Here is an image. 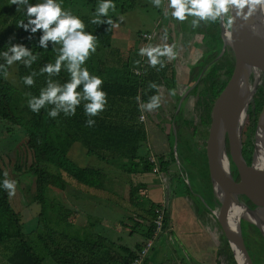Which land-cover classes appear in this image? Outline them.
<instances>
[{"label": "trees", "instance_id": "obj_1", "mask_svg": "<svg viewBox=\"0 0 264 264\" xmlns=\"http://www.w3.org/2000/svg\"><path fill=\"white\" fill-rule=\"evenodd\" d=\"M57 1H61L63 9L64 7L70 8L69 6L76 1L77 3L84 1V5L88 7L86 11L81 15L71 13L84 22V32L91 33L96 37L93 42L96 50L92 52L89 49L91 55L84 62H78L76 69H71L70 64L72 62L65 59L61 62L59 73L42 72L41 69L47 64H55L56 59L61 55L59 50L62 47L58 48L56 42L49 40L47 48H42L39 41L44 30L39 29L35 33H31L30 29L34 25H29L27 30L21 26L22 23L26 24L29 19L26 13V5L4 19V28L0 34V123L3 122V126L7 128L8 137H12L14 133V130L9 129V127H16L23 131L27 137L25 146L32 156L28 173L35 177L37 190L35 202H41L43 210L38 216V231L24 232L22 214L14 208L11 196L4 188V180L8 179V176L4 175L6 170L0 154V247L5 252L8 264H45L48 256L55 259L58 264H130L142 247L143 242L153 234L155 229L153 220L161 209L164 211V230L167 228L169 216L161 204L151 203L150 208L146 211L147 214L145 213L147 216L144 218L147 222L149 221V225L145 240L142 243H137L133 249L119 247L118 256H112L109 252L95 256L98 251L106 250L109 245H116L117 243L108 242L105 238L98 241L94 238L90 241H84L81 238L70 237L69 234L64 233L63 225L58 227L57 223L73 224L72 221L78 217L77 211L74 217H68L72 213L68 214L67 211H64V206L61 205L62 208L55 215L47 216L46 203L57 199L58 191L63 192L69 184L78 187L84 186L89 190L101 191L104 188L105 175L102 173V169L80 166L72 158L71 152L76 144L86 149L88 156H94L128 174H157L154 172L155 164L149 159L151 151L147 145L148 134L145 125L140 122L141 103L156 97L159 85L170 81V78L164 77V75L171 65L161 61L162 57H157L158 63L151 65L149 60H145L137 54L138 51L136 53L131 52L133 55L128 54L129 57L127 58L118 56L115 61L116 64L110 63L107 59L108 55L101 57L98 55L102 49H107L110 53L112 51L111 40L116 17L109 9L107 15L100 14L99 16L97 13V9L105 1ZM44 2L46 1H28L29 4ZM119 2L116 4L119 5ZM96 15L102 21L110 19L113 23L94 24L92 21ZM209 19L211 26L205 27L208 31L203 35L205 38L211 37L215 44L212 50L200 60L198 68L193 67L191 69L194 74L193 79L198 77L207 63L217 57L222 44L218 21L214 22L211 17ZM54 26V24L50 25V28ZM214 29L217 31L214 32ZM78 31L80 30L78 29ZM17 45H22L30 50V55H25L20 60L14 61L19 81L22 84L21 88L16 86L7 76L10 67L8 57L14 55L11 49ZM5 52L8 53V57L4 55ZM96 54L100 59L91 58ZM26 61H30V64L26 65ZM85 69L89 72V79L96 76L103 81L98 90L106 93V104L104 110L97 115L86 113V106L91 103V100L86 97L84 91L88 79H84L81 73ZM233 70V60L228 56L222 57L209 67L205 76L206 79L214 82L212 100L225 89ZM136 71L140 73H136ZM73 72L81 80L76 88V92L79 94L77 96L79 103L75 105L74 115H66L67 105L58 107V101L45 102L40 107L39 112L31 110L28 104L30 100L34 97L39 98L42 91L48 90L49 85L60 87L63 90L66 84L72 81ZM221 74L224 75V78H221ZM26 76L32 77V85L24 83ZM166 80L168 81L166 82ZM189 86L190 84L184 86L183 92ZM60 94L61 92H57V96ZM253 105L254 107L250 109L246 122L251 133V141L248 142V149H246L249 162L252 160L254 151L255 128L264 106V83L257 91ZM53 109L57 110L55 117L48 114ZM67 111L71 113L72 109L68 108ZM172 157L174 158L173 152ZM156 158L160 171L167 173L170 169V160H166L164 154L158 155ZM20 166L22 165H18V170ZM146 194L147 186L131 184L132 204L136 205L135 201L138 197ZM52 205L56 207L54 204ZM42 225L44 228L40 231L39 226L42 227ZM32 234H36L38 242H35L36 240L31 237ZM246 234V246L254 264L256 261H261L264 264V255L261 253L264 250V237L260 230L254 226L252 230L246 231ZM251 243L257 250L258 245L261 244V252L259 250L253 251ZM231 261L232 264H236L232 253Z\"/></svg>", "mask_w": 264, "mask_h": 264}, {"label": "crops", "instance_id": "obj_2", "mask_svg": "<svg viewBox=\"0 0 264 264\" xmlns=\"http://www.w3.org/2000/svg\"><path fill=\"white\" fill-rule=\"evenodd\" d=\"M113 4L115 5V8L119 7V5L121 6L120 2L119 5H117L116 3ZM111 10H113V8L109 7V11ZM124 10L125 8L123 7L122 11ZM158 24L159 21L155 25V29L153 31L145 32H155L160 28V25L158 26ZM119 33H121V31L117 32L116 27L114 26L113 36L111 40V46L113 47V50L111 51V53L109 52L110 55H108L107 57L108 61L113 64H116L115 61L117 60L118 56L121 58H126L129 57V55H133L131 54V52L126 53V46H123L124 43L128 44V42H130V35L128 33ZM174 45L177 48H181V45L177 42H175ZM119 46L121 47L119 48ZM137 51V54L141 55V57L143 58L140 50L138 49ZM201 57L195 56V60ZM168 71L172 72V74L174 73L173 64L170 69H168ZM188 72H191V67H189L188 70L185 71V73L188 74L186 75V78H183L184 74L182 75V81L178 83V85H176L178 88L180 86L182 89H184V86L191 84L187 77L189 76ZM168 78L173 79L172 75L168 76ZM168 85L169 84L166 83V88L163 86H159L157 96L152 97L148 102H144L145 104L143 106L141 104L142 112H146L153 123L163 122L160 125L158 124L156 126H159L156 131L157 133L154 131L155 125H153L152 122L148 123V126L146 123H143L148 134V148L150 149L151 154H154L155 152L153 151H155L156 149V153L158 155L164 154L167 157H169L171 146L173 145L172 141L170 140L173 135L172 133H168L169 131L167 132L168 125L173 123V121L169 119L171 110L173 108L172 103L175 100L174 95H177L178 99H180L181 96V93H179L180 91L178 92V89L177 94L176 91L175 94L173 93L174 88H176L175 85ZM169 88L171 90H169ZM168 90L170 91V94H172V96L167 94ZM163 97L167 98L164 100V102H162V104L159 101H161ZM153 102L155 104L154 108H147L148 104ZM164 110L166 111L167 116L169 115V118L159 120L160 116L163 115ZM158 111L160 112V116L152 115V112ZM151 138H153V141H151ZM186 147H188V144L184 145V148ZM71 153V156L73 155V153L74 156H77L76 158L79 159L77 163L80 166L102 169V173L106 177V180L104 181V188L101 189V191L89 190L84 186L78 187L76 185L74 186L72 184H69L66 190L63 191V197L60 196L61 198H63V201L61 200V203L64 206V211H67L68 214L72 213L68 217H74L75 212L77 211L78 217L75 221L72 222L73 224L76 221L79 222L78 234L76 232L75 235L71 236L72 238L82 237L86 239V236H89L97 241L105 238L108 240V242L117 243L116 245H109L107 247L109 248V251L106 248V250L104 249L95 253V256L103 254V252H109L110 255L112 254V256H118L117 252L120 250L119 247L123 246L133 249L136 247L137 243H142L143 240H145V234L149 225V221L147 222V220L144 218L145 216H147L146 211L150 208L151 203H158L165 207L164 209L169 216L168 226L164 230V232L161 233V235L157 238L155 246L149 252L143 264L232 263L230 247L220 224L217 223L211 216V214H209L206 209L200 204H198L199 211L197 213L193 214V212L188 213L187 211L182 213L181 217L182 221L184 222L183 224H186L187 226L185 228H181L179 231L175 229L176 220L174 218L173 212L175 211L176 207H178L177 199L179 197H171L172 192L170 193L168 189V185L170 186V180L167 177H163V175L166 173L160 172L157 174H128L119 169H115V167L112 165L106 164L105 162L103 163V161H100L97 158L88 156L86 153V149L81 148L78 144L73 147ZM82 157L83 159H81ZM91 158L99 161L100 165L91 166V160H89ZM181 163L183 162L181 161ZM179 172L180 174H183H181L183 178H189L186 175L187 173L185 174V172H182L180 168ZM173 175H176L175 172H173ZM151 176L154 177V184L156 186H150L152 184L150 180ZM131 184H144L145 186H147V194L144 196L146 199L140 200L138 202L135 201L136 205L132 204L131 200ZM175 185H177V183L172 185V189L176 187ZM189 193L190 195L193 194L191 193V191H189ZM147 195H149V198L147 197ZM109 196H111L112 199H110ZM87 205L89 206L87 207ZM140 205H142L143 207H138ZM96 208L100 210L104 208L109 209L112 213L115 214V216L113 218H110L107 215L104 216L100 214L95 216V214L92 217V213H87L88 210L94 212V209ZM90 217H92L93 219H90ZM211 219H213L215 223L212 222ZM90 220L94 222H90ZM205 224L208 225V227ZM97 225L99 226L98 230L96 228ZM89 227L90 235L86 234ZM179 227L182 226L180 225ZM201 227H203L204 230ZM110 229H112L113 232L110 233ZM124 231H126V233ZM175 231L177 232L175 233ZM123 235L127 239H125Z\"/></svg>", "mask_w": 264, "mask_h": 264}, {"label": "rangeland", "instance_id": "obj_3", "mask_svg": "<svg viewBox=\"0 0 264 264\" xmlns=\"http://www.w3.org/2000/svg\"><path fill=\"white\" fill-rule=\"evenodd\" d=\"M29 2L31 1H35V0H28ZM41 1H46V0H41ZM105 1V0H104ZM119 1L121 2V6L114 8L113 10H111L110 12L114 14V16L116 17L114 20V26L116 27L117 32H120L119 34H129L130 35V42H128V44L124 43L123 46H126V50L125 52H132L135 53L137 52V50L141 49V48H148V47H160L161 50H163V48L165 46H169L172 48V53H164L163 55H158L157 57H162L163 59L161 61H163L165 64L167 65H172L174 64L176 66V71H180L185 69L188 70V68L190 67V65L192 64V62H195V56H203L204 54H206L215 44V42L212 41L211 37H204L203 33H206V26H211L209 24L210 21V17L207 20H201L199 17H195L192 15H188L187 19L183 22H180L176 19H174L171 16V12L174 11V9L169 8V0H160V3L157 4L156 0H112V3H117ZM57 3H61V1H57ZM5 5L11 4L12 6H17V7H21V5H17V4H12L11 0H6ZM61 5L63 6V4L61 3ZM188 7H190V5H187ZM70 8L64 7L65 10H69L72 13H75L77 15H81L84 11L87 10V6L84 5V1L83 2H79L77 3L74 2L73 5L69 6ZM125 8L124 11H122V8ZM111 13H109L111 15ZM100 16V14H99ZM97 18V15L95 16ZM99 18V17H98ZM163 20V21H162ZM198 21V26H196L195 28L192 26L193 25V21ZM158 26L160 27L159 29L156 30L155 34H154V38L150 41L144 40L142 38V34L145 31H153L155 28V25L158 23ZM213 29V28H212ZM215 32V29L213 30ZM143 40V42H142ZM214 40V39H213ZM177 42L181 45V48H177L174 43ZM58 45V48L63 47V43L62 42H56ZM133 44V46H132ZM194 47H193V46ZM121 46H119L120 48ZM131 47V48H130ZM222 47V44H221ZM111 50H113V47L111 48ZM100 57L102 55H110L109 50L107 49H102L99 51L98 54ZM96 55H93L91 58L92 59H100V57ZM155 55V53H154ZM104 56V57H105ZM143 58H145V60H149L147 54H143L142 55ZM103 57V58H104ZM127 58V57H126ZM171 72L166 71L164 77H168L171 76ZM8 78L19 88L22 87V84L19 81L18 75H17V68L15 65V62L13 61L12 64H10V67L8 69V73H7ZM168 80H166L167 82ZM163 87L166 88V85H164ZM191 88V87H190ZM189 88V89H190ZM169 91V90H168ZM167 94H170V91ZM196 92V89L193 91L192 95H194ZM191 97V96H190ZM167 97H163V99L159 102H164V100ZM157 102V103H159ZM142 106L145 103H141ZM160 111V110H159ZM152 112L153 116H160V112ZM146 114V119L144 121V123L147 124L152 122L150 117L147 115L146 112H144ZM163 119L162 116H160L159 120ZM194 120L189 122L188 125L191 128L194 124H193ZM163 122L160 123H153L154 126V131L156 132L158 127H156L158 124L160 125ZM4 123L1 122L0 123V154L2 156V161H3V166L7 172V176H8V180L10 181H15V194L13 196H11V202L14 206V208L17 211H20L22 214V221L24 222V232L28 233L31 232L32 230H36L38 231V216L39 213L43 210V205L41 202H35V196L37 194V190H36V183H35V177L33 174H29L28 173V168L31 164V160H32V156L29 152V150L26 148L25 146V142L27 140V137L25 136L24 132L17 129L16 127H9V129L14 130L13 136H7L8 134V130L5 126H3ZM193 129V128H192ZM192 129L190 130V132H187L189 134V136H192ZM167 130L170 132V128L169 125L167 127ZM157 133V132H156ZM186 133V132H185ZM186 133V134H187ZM6 134V135H5ZM250 131L248 127L244 126L243 129V140L244 142L250 141ZM172 136V135H171ZM5 137L6 140H3ZM154 138V137H153ZM153 138H151V141H153ZM170 140L173 143V137L170 138ZM188 140V138L186 139ZM151 144V143H150ZM189 147L191 148V144L190 142L188 143ZM175 145V141L173 143V147ZM6 150V151H5ZM189 150V149H188ZM171 151V150H170ZM190 151V150H189ZM8 152L9 154L7 155L6 153ZM154 153V156L157 157V153H156V149ZM187 152V151H185ZM181 155H180V159H183L181 164L184 165V168L188 171V177H189V183H187V186H191L192 184L195 185L196 184V177L197 175L195 174V167L194 164L196 166V169L198 171H202L203 172V177L208 178V174H207V168L206 171H204V169H202V163L200 158H194L193 160L192 157L194 156L193 152H190L189 155L186 154L183 155L182 152L180 151ZM77 156H74V153L72 155V158L78 162L79 159L76 158ZM94 157V156H91ZM96 158V157H94ZM169 158H170V168L169 172H167L166 174L163 175V177H167L168 178V174L171 172V175L173 174V172H176L179 174L178 177L179 178L176 179V183L177 184H181L183 189H179V191L176 190V196L179 197L177 199V206L175 211L173 212L174 214V218L176 220V224H175V229L176 230H180L181 228H185L187 225L183 224L184 222L182 221V213L184 212H188V213H197L199 211L198 208V202H196V200L194 199V196H192V198L188 195H190L189 190L184 187L183 185V181L181 178V174L179 172V166L177 165V162L175 160V156L174 158L172 157V152H170L169 154ZM83 159V157L81 158ZM90 161V165L91 166H99V161H97L96 159H89ZM104 163V162H103ZM194 163V164H193ZM22 165L20 166V169L18 170L17 167L18 165ZM173 171V172H172ZM197 171V172H198ZM205 172V173H204ZM164 173V172H163ZM176 176V175H175ZM154 177H150V180L152 182V184L150 185L152 186H156L154 184ZM205 179V178H204ZM106 180V177H104V181ZM184 180V179H183ZM208 182V180H206ZM135 185V184H134ZM196 187V185H195ZM172 189V186L168 185V189ZM172 192V191H171ZM53 193V192H52ZM128 193V192H127ZM55 195H56V191H55ZM57 199L53 200V201H48L46 203V211H47V216H53L55 215L60 208H62V204L60 203L61 200L63 201V198H61L60 196L63 197L64 193L63 192H59L57 194ZM149 195H147L148 197ZM110 199L111 196H109ZM149 198V197H148ZM146 199L143 195L138 197V200H144ZM60 200V201H59ZM54 204L56 207H53ZM89 205H87L88 207ZM138 207H143L142 205L138 206ZM87 209V208H86ZM56 211V212H55ZM87 213L91 214L92 213V217L95 215H107L110 218H113L115 216L114 213H112L109 209H94L93 211H87ZM89 216V215H88ZM92 217H90V219H93ZM51 220V219H49ZM112 221V220H111ZM126 221V220H125ZM212 222L215 223V221L213 219H211ZM77 222V221H76ZM72 224H68L64 223V224H59L57 223L58 227H62L64 233L69 234L70 237L72 235H75V233L77 232L78 234V228H79V222ZM90 222H94L92 220H90ZM210 222V220H209ZM126 225V224H123ZM182 227H179V226ZM206 225V224H205ZM90 226V225H89ZM208 227V225H206ZM98 225L96 226L97 230H98ZM189 227V225H188ZM44 228V225H42V227L39 226V230L42 231V229ZM203 230L204 228L201 227ZM90 227L89 229H87L86 234L90 235L89 233ZM109 232H113L112 229L109 230ZM126 233V231H124ZM177 231H175L176 233ZM109 233V234H110ZM81 234V232H80ZM124 236V235H123ZM34 240L37 241V237L36 234H32L31 236ZM87 238L84 239L81 237L82 240L84 241H90L93 240V238L86 236ZM125 239H127L124 236ZM124 239V240H125ZM251 248L253 251L257 250L256 247L253 246V244L251 243ZM258 250L261 252L262 250V245L259 244L258 245ZM257 250V251H258ZM252 251V252H253ZM264 255V250L263 252ZM0 264H8L7 260H6V256H5V252L3 250L2 247H0ZM45 264H58L55 259H53L52 257L48 256L45 260ZM232 264V263H231ZM255 264H263L261 263V261H256Z\"/></svg>", "mask_w": 264, "mask_h": 264}, {"label": "water", "instance_id": "obj_4", "mask_svg": "<svg viewBox=\"0 0 264 264\" xmlns=\"http://www.w3.org/2000/svg\"><path fill=\"white\" fill-rule=\"evenodd\" d=\"M219 27L222 42L219 57L225 52L228 53L233 60L234 70L225 89L214 103L213 121L207 144L215 201L212 213L225 233L236 264H254L243 236L242 220L257 227L264 237V216L261 217L262 213L264 214V106L254 132L251 165L246 163L242 153L244 120L239 119V112L242 106L241 95L251 79L255 78L256 82L251 89L250 102L261 76L264 75V10L257 6L247 19L240 17L231 49L226 41V23L219 21ZM205 70L206 68L200 74L199 79ZM257 73H259L258 76H256ZM194 86L181 97L179 107ZM228 133L230 134L231 155L241 175L240 182L234 179L232 173V163L227 149ZM174 155L177 165L184 172L177 138ZM246 197L255 204L254 208L247 203Z\"/></svg>", "mask_w": 264, "mask_h": 264}, {"label": "clouds", "instance_id": "obj_5", "mask_svg": "<svg viewBox=\"0 0 264 264\" xmlns=\"http://www.w3.org/2000/svg\"><path fill=\"white\" fill-rule=\"evenodd\" d=\"M12 4L26 5V13L29 17L26 24L22 23L26 30L29 25H34L31 27V33H35L39 29H43L44 33L40 37L39 44L42 48H47V42L49 40L53 42H62L63 47L59 50L61 55L56 59L55 64H47L41 69L42 72H47L49 74L59 73L61 62L65 59L70 60L71 69H76L78 67V62L82 63L88 58L92 52H95L96 47L94 45V40L96 39L91 33H86L83 31L85 28L84 22L78 17L74 16L69 10L62 8L61 3H57L56 0H46L44 3L29 4L28 0H11ZM159 4L160 0H156ZM187 5H190L188 7ZM259 6L261 10H264V0H169V8L174 9L171 12V16L183 22L187 19L188 15L199 17L201 20H207L209 17L212 18L214 22L218 20L226 23L228 27H231L235 17L240 16L247 19ZM109 7L115 8L112 0H105L103 4L97 9L98 14L107 15ZM247 8V12H245ZM235 13V15H233ZM35 17L34 19L32 17ZM93 19L92 23L102 24L113 22L109 19L108 21H102L98 18ZM55 25L50 28V25ZM194 28L198 26V21H193ZM78 29L80 31H78ZM11 51L14 55L8 57V53L5 52L4 55L8 57V63L12 64L13 61L20 60L21 57L25 55H30V50L22 45L14 46ZM140 53L147 54L149 62L151 65L158 63L157 56L163 55L164 53H172V48L165 46L163 50L160 47H148L141 48ZM155 53V55H154ZM35 59V57H33ZM26 65L30 64V61L25 62ZM81 75L84 79H88V83L84 86L85 95L90 98L91 103L86 106V113L90 115H97L104 110L106 104V93L100 89L103 81L101 78L92 76L89 79V72L85 69ZM81 80L73 72V79L70 83H67L63 90L60 87H52L49 85L47 91H42L39 98H33L28 102L29 107L34 112H39L41 106L45 102H59L58 107L67 105L65 109L67 114H75V105L79 103L76 92L77 86L80 84ZM24 83L27 85H32L33 80L31 76L24 77ZM57 92H61L57 96ZM155 106L154 102L149 103L147 108L153 109ZM71 108L72 112L68 113L67 109ZM50 116L55 117L57 115V110L53 109L48 113ZM89 123H92L89 121ZM7 176V172L4 173ZM4 188L8 192L9 196L15 194V181H10L8 179L4 180Z\"/></svg>", "mask_w": 264, "mask_h": 264}, {"label": "flooded vegetation", "instance_id": "obj_6", "mask_svg": "<svg viewBox=\"0 0 264 264\" xmlns=\"http://www.w3.org/2000/svg\"><path fill=\"white\" fill-rule=\"evenodd\" d=\"M5 2H6V0H0V34L4 28V24H3L4 19L6 17H8L9 15L14 14L15 11H17L19 8H22L24 6V4H22L21 7L12 6L11 4L5 5L6 4ZM218 24H219V20H218ZM207 31L208 30H206V32ZM215 31H217V30L215 29ZM219 33H220V27H219ZM221 49H222V47L220 46V50L217 54V57L214 60L207 63L203 67V69L199 73L198 77L196 76L193 79L194 74L192 73V71L188 72L189 76H187V77H188L191 84L184 92L180 86L178 88L176 85H178V83H180L182 81L181 78H182L183 74H184L183 78L184 77L186 78V75H188V74L185 73V69L180 70V71H178V70L176 71V66L173 64L174 73L172 74V72H171L173 79L171 78L172 81L170 79L168 84L170 86L175 85L176 88H174V90H173L174 94H175V91L177 94V89H178V92L180 91L179 93H181V96H180V99H181V97L187 92V90L190 87L194 86L196 84V82H197V84L193 87V89L187 95L185 100L181 103L180 107H179L180 99H178L177 95H174L175 100L172 103L173 108H172L171 113H170V118H169V115L167 116V113L165 110H164V113L162 115L163 119L169 118L173 121V123H171L169 125L171 132H168V130H167V132L170 134L172 133L174 141L177 138L179 154L181 155V153H180V151H181L182 154L186 156V154L189 155L190 152H193L194 156L192 157L191 160H193L194 158L195 159L200 158L201 163L203 164L201 168L204 169V171H206V168H207L208 178L203 177V172L198 171L196 169L195 164L193 163L194 167H195V174L197 175L196 184H195L196 187L193 184L191 186H189V185L187 186V182L189 183V178H186V177L182 178V176H181V178H182L184 187H186L189 191H191V193L194 194V199L196 200V202H198V204H200L202 207H204L206 209V211L209 214H211V216L215 219V221L217 223H219V222L216 219V217L214 216V214L212 213V209H214V207H215V201H214V196H213V184L211 181L210 167H209L208 156H207V144H208V139H209L210 130H211L212 121H213L214 103L220 95L218 97H216L214 100H212L214 82L210 79H206L205 75H206V72L209 69V67L214 62H216L217 60H219L225 56L230 57L229 54L226 52L221 57H219ZM211 50H212V48L208 52H210ZM207 53H206V55H207ZM203 56L199 59H196L195 62H192L191 66H190L191 69L193 67L198 68V66L200 64V60L203 58ZM205 68H206L205 72L203 73L202 77L199 79L200 74L202 73V71ZM221 78H224L223 74H221ZM198 79H199V81H198ZM255 82H256L255 78H252L251 82H250L252 89H253V86L255 85ZM263 83H264V75L261 76L260 81L258 82V87L256 89V92L254 93L253 98H252V100L249 104V107L247 109V115H246V118L244 120V126L245 127H247L246 122L248 119L249 111H250V109H253V107H254V105H253L254 104V98L257 94V91L259 90V88L262 86ZM164 85H166V83H162L159 86H164ZM195 89H196V92L194 95H192V93ZM169 90H171V89L169 88ZM193 120H194V122H193L194 125L190 128L188 123L193 121ZM244 126H243V129H244ZM191 129H192V136H189V134L187 132H190ZM229 135L230 134L228 133V135H227V149H228V153L230 155V159H231V163H232L231 164L232 173H233L234 179L237 182H240L241 175H240L239 170H238V168H237V166L233 160V157L231 155ZM249 136H250V141H251V133ZM187 138H188V140H186ZM189 142L191 144V148L189 147V144H188ZM242 142H243L242 143V153H243L244 159L248 165H251L252 161H253V154H252V160L249 162V158H248L249 156H248L247 151H246V149H248V142L249 141L246 140L244 142L243 133H242ZM186 144H188V147H186L187 149L184 148V145H186ZM185 151H187V152H185ZM171 152L174 153L173 145L171 146ZM166 160H170V158L166 156ZM182 160L183 159H180V161H182ZM158 165H159V163H158ZM182 167L184 168V165ZM160 172H162V171H160V169H159V173ZM184 172L186 174L188 171L184 168ZM178 175H179L178 173H176V176H174L173 174L171 175V172L169 173L168 178L170 180L171 186L176 184V179L179 180V178H176V177H178ZM187 176H188V174H187ZM206 180H208V182ZM175 186H176L175 188L177 191H179V189L180 190L183 189V188H180V187H182L181 184H177ZM175 188L174 189L169 188V192L171 193V191H172V195H171L172 198L176 197ZM193 194L188 195V196H191V198H192ZM246 201L252 208L255 207V204L250 199H248L247 197H246ZM253 227H254V225L246 222L245 220H242V231H243L244 239L247 235L246 231H248L250 229L252 230ZM245 243H246V240H245Z\"/></svg>", "mask_w": 264, "mask_h": 264}, {"label": "built area", "instance_id": "obj_7", "mask_svg": "<svg viewBox=\"0 0 264 264\" xmlns=\"http://www.w3.org/2000/svg\"><path fill=\"white\" fill-rule=\"evenodd\" d=\"M155 32H151V33L145 32L142 34V38L144 40L150 41L154 38ZM136 73H140V72L136 71ZM145 119H146V114L142 112L140 115V122L144 123ZM149 159L151 160V162L155 164L154 172L159 173L158 159L154 156V154H151ZM153 222H154V227H155L153 234L151 235V237L147 238L143 242L142 247L137 252L136 257L130 262V264H143L149 252L155 246L157 238L161 235V233L164 232V211L163 209H161L157 217L154 218Z\"/></svg>", "mask_w": 264, "mask_h": 264}, {"label": "bare ground", "instance_id": "obj_8", "mask_svg": "<svg viewBox=\"0 0 264 264\" xmlns=\"http://www.w3.org/2000/svg\"><path fill=\"white\" fill-rule=\"evenodd\" d=\"M233 15H235V13H233ZM239 20H240V16H236L231 27H228L226 25V41H227V45L230 49H231V43H232V41L235 37V33L237 31V25H238ZM258 74L259 73H257L256 76H258ZM251 89H252L251 84H249L248 87L244 90V92L241 95V105L242 106H241V109L239 112V119L241 121L245 120L246 115H247L246 110H247V105L250 102ZM263 183H264V180H263ZM263 203H264V198H263ZM263 216H264V214L262 213L261 217H263Z\"/></svg>", "mask_w": 264, "mask_h": 264}]
</instances>
